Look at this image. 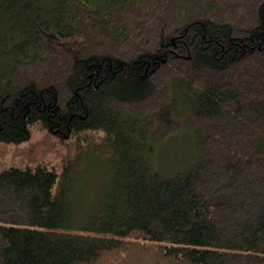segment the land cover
I'll use <instances>...</instances> for the list:
<instances>
[{"label":"trees","instance_id":"trees-1","mask_svg":"<svg viewBox=\"0 0 264 264\" xmlns=\"http://www.w3.org/2000/svg\"><path fill=\"white\" fill-rule=\"evenodd\" d=\"M0 264H264V0H0Z\"/></svg>","mask_w":264,"mask_h":264},{"label":"rangeland","instance_id":"rangeland-1","mask_svg":"<svg viewBox=\"0 0 264 264\" xmlns=\"http://www.w3.org/2000/svg\"><path fill=\"white\" fill-rule=\"evenodd\" d=\"M40 135V132H37L34 134V137H38ZM187 138L184 133H179V135H176V133H172L170 135H167L166 138L161 142V145L158 149V154L160 158L159 164L164 168H174L175 166L173 164H170V161L173 160L175 157L178 156L179 153L187 154L191 151L190 149V142L189 140L185 139ZM175 156V157H174ZM98 179L95 175L87 178V189H86V195L83 197V199H89L91 197V193L94 192L95 187L97 186V180Z\"/></svg>","mask_w":264,"mask_h":264}]
</instances>
